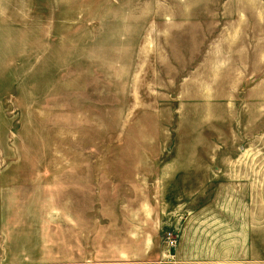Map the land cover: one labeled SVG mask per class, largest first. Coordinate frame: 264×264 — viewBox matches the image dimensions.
Here are the masks:
<instances>
[{"label": "rangeland", "instance_id": "rangeland-1", "mask_svg": "<svg viewBox=\"0 0 264 264\" xmlns=\"http://www.w3.org/2000/svg\"><path fill=\"white\" fill-rule=\"evenodd\" d=\"M67 256L264 264V0H0V264Z\"/></svg>", "mask_w": 264, "mask_h": 264}, {"label": "crops", "instance_id": "crops-1", "mask_svg": "<svg viewBox=\"0 0 264 264\" xmlns=\"http://www.w3.org/2000/svg\"><path fill=\"white\" fill-rule=\"evenodd\" d=\"M26 264H36V263H26ZM52 264H132V262H119V261L118 262H103V261L90 262L88 258L67 256L65 259L55 261Z\"/></svg>", "mask_w": 264, "mask_h": 264}, {"label": "built area", "instance_id": "built-area-1", "mask_svg": "<svg viewBox=\"0 0 264 264\" xmlns=\"http://www.w3.org/2000/svg\"><path fill=\"white\" fill-rule=\"evenodd\" d=\"M165 238L167 240L168 246L173 247L176 245V243H177L176 236L172 230H168L166 232Z\"/></svg>", "mask_w": 264, "mask_h": 264}]
</instances>
